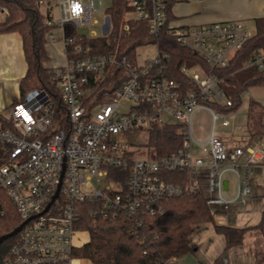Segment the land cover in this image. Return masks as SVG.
Instances as JSON below:
<instances>
[{
  "label": "built area",
  "instance_id": "obj_1",
  "mask_svg": "<svg viewBox=\"0 0 264 264\" xmlns=\"http://www.w3.org/2000/svg\"><path fill=\"white\" fill-rule=\"evenodd\" d=\"M37 3L47 8L43 21L48 26L47 41L62 43V63L50 68L61 112L47 90L32 89L0 116V143L6 154L0 165V187L25 221L0 264H69L78 245L76 233L85 231L80 228L84 202L94 204L92 217L126 218L134 233L145 218L162 213L169 199L184 193H203L213 217L229 212L234 204H247L250 179L264 149L259 143L226 147L215 123L231 125L232 133L237 110L218 107L231 102L221 78L213 73L252 35L242 21L166 24L167 33L198 54L208 68L180 67L194 85L188 89L166 74L169 56L159 51L157 42L153 55L139 59L136 54L134 61L112 53L89 54L77 43L69 48L75 39L67 35L68 25L97 23L94 14L101 11L102 0ZM129 4L134 10L127 14L123 29H129L131 17L146 19L149 34L155 37L165 24L164 0H129ZM53 5L57 18L51 14ZM108 28L105 15L103 33ZM94 36V32L88 35ZM244 66L264 68V52L254 51ZM115 80L121 81L120 86L105 87L97 101L98 86ZM123 103L125 110L120 109ZM200 108L209 112L211 123L197 136L192 122ZM166 124L177 126L178 149L160 154L146 141L139 151L137 139H125L141 132L148 139L150 128ZM226 172L236 180L231 197L223 193Z\"/></svg>",
  "mask_w": 264,
  "mask_h": 264
},
{
  "label": "trees",
  "instance_id": "obj_2",
  "mask_svg": "<svg viewBox=\"0 0 264 264\" xmlns=\"http://www.w3.org/2000/svg\"><path fill=\"white\" fill-rule=\"evenodd\" d=\"M172 1L174 0H164L165 24L155 37L149 34L146 19L131 17L128 19L129 29H123L127 14L131 13L134 7L129 4V0H111L110 6L104 11L108 17V30L88 37L68 25L66 33L75 39V42L68 46L71 48L77 43L87 48L89 54L112 53L117 58L126 57L134 61L139 46L157 42L159 51L169 56L165 70L168 77L181 82L185 88H193V83L180 73V67L184 64H199L205 68L207 66L198 54L181 46L167 33L166 24L169 21ZM0 7L7 11L4 20L0 21V33L16 31L21 35L27 62L26 73L19 82L18 102L28 90L44 89L53 96L61 112L59 92L51 82V67L46 65L50 60L46 50L48 26L43 22L46 13L40 10L37 0H0ZM256 50L264 52V16L255 19V32L240 50L234 52L227 64L213 70V73L221 78L225 97L231 102V105H218L221 110H238L242 104V95L249 87L264 85V68L244 66L245 61ZM120 84L119 80L100 84L95 90V98L97 101L102 100L105 87L111 90ZM60 125L62 127V120ZM253 135L264 137V126L258 125ZM147 144L160 154L178 149L181 141L177 126H153L149 130ZM5 161L6 154L0 143V165ZM93 208L94 204L90 202H84L82 205L80 228L88 233V239L75 246L71 254L72 257L87 258L93 264H165L171 258L195 250L196 245L190 241V237L193 226L197 224L211 223L215 232L224 236L226 247L240 244L247 230L216 224L209 212L205 195L201 192L184 193L169 199L162 213L145 218L138 233L130 229L126 218L92 217ZM20 223L22 219L15 206L5 190L0 187V236L10 232ZM253 227L264 237V203L259 221ZM17 237L18 233L2 241L0 257L7 253Z\"/></svg>",
  "mask_w": 264,
  "mask_h": 264
},
{
  "label": "crops",
  "instance_id": "obj_3",
  "mask_svg": "<svg viewBox=\"0 0 264 264\" xmlns=\"http://www.w3.org/2000/svg\"><path fill=\"white\" fill-rule=\"evenodd\" d=\"M46 11L47 8L45 12ZM169 12L170 17L168 23L171 25L198 26L217 21L239 20L242 21L253 34L255 32V19L264 16V0H174L170 5ZM6 15L7 12L0 9V21L4 20ZM53 44L55 52H58L62 56L61 61L53 65L60 64L63 60L62 43L60 40H57ZM26 70L27 62L24 55L21 35L16 31L0 33V116L6 115L11 106L18 102L20 98L19 82L25 75ZM31 90H28L26 94ZM248 90L249 92L247 96H245L241 106L246 107L249 122L258 120L257 125L254 127L253 131L250 132V136L247 137L243 145L248 143H259L262 148H264V137L253 135L258 125L264 126V85L252 86L249 87ZM222 134H220V136L226 147L231 148L239 146V144L235 145L231 143V141L229 142V138L222 136ZM227 173L231 172H226L225 174ZM250 182L251 190H253L251 197L248 199L250 203L257 201L261 197L264 198V191H262L264 189V158L261 164L254 168ZM235 187V185L231 187L229 179L224 175V195L227 197L233 196ZM239 207L242 206L234 204L231 206L229 212H218L215 217H212L214 218V222L219 225L247 228L242 242L238 245L226 247L224 236L215 232L213 225L208 223L212 225L211 230L202 233L201 228V230L198 231L199 240L197 239V242L194 243L196 245L194 251H198L199 253L200 264H233V256L242 253L250 255L248 264H260L261 259H264V237L259 230L253 227L259 221L261 214L256 221L249 225H233L229 220L231 217L237 215L240 209ZM254 254H258V256H254ZM256 258H260L258 261L259 263H253ZM190 262H193V258L185 253L180 257L169 259L165 264H191ZM69 264L93 263L87 258L72 257Z\"/></svg>",
  "mask_w": 264,
  "mask_h": 264
},
{
  "label": "rangeland",
  "instance_id": "obj_4",
  "mask_svg": "<svg viewBox=\"0 0 264 264\" xmlns=\"http://www.w3.org/2000/svg\"><path fill=\"white\" fill-rule=\"evenodd\" d=\"M111 0H102V9L98 13H95V17L97 18V23L91 24L89 26H82L77 27L76 30L80 34H84L85 36H88L90 32H94L95 34L99 35L103 33V25L105 24V9L110 6ZM40 9L43 13H45V5H40ZM7 12V11H6ZM51 14L54 18H57V9L53 5ZM56 37L58 38V30L55 31ZM46 48L48 51V54L50 55L51 59L46 63L48 66H52L54 63L61 61L62 56L58 52H55L54 44L48 42L46 44ZM155 52V44L154 42H148L145 45H141L137 48V54H139V59H143L147 56L153 55ZM249 90L244 93V96H247ZM56 94V92L54 91ZM121 110H125L124 103L120 107ZM234 117V130L232 133H230L231 125L229 126H222L219 122V120L215 123V130L218 132V134H222V136H225L226 138H229V142L235 144V145H243L246 142V139L248 136H250V132L253 131L254 127L257 125V120L250 121L249 117L247 116V110L246 107L239 108L237 112L235 113ZM211 123V118L209 112H207L206 109L200 108L197 110L195 118L193 119L192 126L195 134L197 136H201L207 129L208 126ZM127 140L131 139H137L138 144V150H142V145H144L147 141V134L145 132L137 133V134H127L125 136ZM264 149V148H263ZM225 176L229 179L231 187L234 185L236 186L235 177L231 173L225 174ZM253 190H251L252 193ZM264 191V189L262 190ZM264 198H259L257 201L250 203V200H248L247 204H245L242 207H239V212L236 216H233L230 218V223L233 225H249L256 221L258 217L261 214V206L263 203ZM220 218V217H219ZM218 218V219H219ZM221 219V218H220ZM214 221V218H213ZM202 228V230H201ZM212 228L211 224L204 223V224H197L193 226V231L191 233L190 241L192 243H196L198 237V231L201 230L202 233H206L207 231H210ZM200 232V233H201ZM199 233V234H200ZM255 234V233H253ZM257 234V233H256ZM254 236V235H253ZM88 239V233L86 231L78 230L75 237V242L80 245L83 242H86ZM190 257L193 258V262H190L191 264H200V257L198 251H190L189 253ZM254 256H258V254H254ZM222 259V257H221ZM250 259V255L246 254H237L233 256V264H248ZM259 259H255L253 263H259ZM264 264V259H261V263Z\"/></svg>",
  "mask_w": 264,
  "mask_h": 264
},
{
  "label": "water",
  "instance_id": "obj_5",
  "mask_svg": "<svg viewBox=\"0 0 264 264\" xmlns=\"http://www.w3.org/2000/svg\"><path fill=\"white\" fill-rule=\"evenodd\" d=\"M56 195V194H55ZM25 223V221H23L22 223H20L17 227H15L13 230H11L8 233H5L3 235L0 236V244L2 243V241L4 239H6L7 237L13 236L14 234L18 233V231L21 229L22 225Z\"/></svg>",
  "mask_w": 264,
  "mask_h": 264
}]
</instances>
